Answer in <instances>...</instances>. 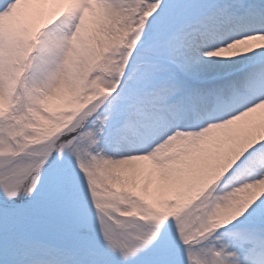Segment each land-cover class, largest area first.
Listing matches in <instances>:
<instances>
[{
    "label": "snow or ice",
    "instance_id": "1",
    "mask_svg": "<svg viewBox=\"0 0 264 264\" xmlns=\"http://www.w3.org/2000/svg\"><path fill=\"white\" fill-rule=\"evenodd\" d=\"M0 264H264V0H0Z\"/></svg>",
    "mask_w": 264,
    "mask_h": 264
}]
</instances>
